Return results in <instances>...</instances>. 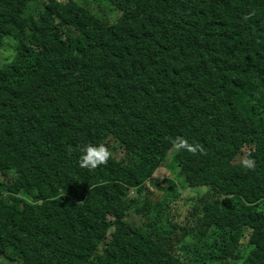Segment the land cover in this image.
Returning <instances> with one entry per match:
<instances>
[{
  "label": "trees",
  "instance_id": "trees-1",
  "mask_svg": "<svg viewBox=\"0 0 264 264\" xmlns=\"http://www.w3.org/2000/svg\"><path fill=\"white\" fill-rule=\"evenodd\" d=\"M96 4L0 0V264H264V0Z\"/></svg>",
  "mask_w": 264,
  "mask_h": 264
},
{
  "label": "rangeland",
  "instance_id": "rangeland-1",
  "mask_svg": "<svg viewBox=\"0 0 264 264\" xmlns=\"http://www.w3.org/2000/svg\"><path fill=\"white\" fill-rule=\"evenodd\" d=\"M89 4V6L96 8L98 3V0H82ZM101 11L104 13H107V8L104 4L101 5ZM145 22H148V15L145 14ZM162 18V17H161ZM152 25L153 29L157 28L156 21L148 22ZM10 50L6 49L3 51L0 55L2 60H7L10 57ZM172 148V147H171ZM172 153V149L169 150L164 160L160 163V165L154 170L152 174V178L147 181L146 183V193L148 194L149 198L152 200H159L161 197H163L165 194L171 195L172 190L175 192L176 196L179 198V201L183 203V200L185 197H188L191 194L195 193V190L189 189L188 187H181V181L176 178V176L173 173H170L168 171V161H169V155ZM236 160L243 159L242 153H238V155L235 158ZM195 189H202L203 186H196L192 187ZM135 193L133 191L130 192V197H133ZM143 195L140 197H137V201H142ZM130 215L135 220L138 219L139 215L134 214L133 210L130 212ZM180 247L184 250H189L191 246H193L197 242V238L195 237V231H192L190 234H187L183 237V239L180 241Z\"/></svg>",
  "mask_w": 264,
  "mask_h": 264
},
{
  "label": "clouds",
  "instance_id": "clouds-1",
  "mask_svg": "<svg viewBox=\"0 0 264 264\" xmlns=\"http://www.w3.org/2000/svg\"><path fill=\"white\" fill-rule=\"evenodd\" d=\"M174 148L179 151L181 149L195 152L198 145H191L185 138L177 137L173 141ZM81 155L79 157V166L89 171L95 170L100 165H105L112 158L113 153L110 149L104 144H85L81 148ZM241 163L246 169H254L255 161L251 158L245 157L241 160Z\"/></svg>",
  "mask_w": 264,
  "mask_h": 264
}]
</instances>
